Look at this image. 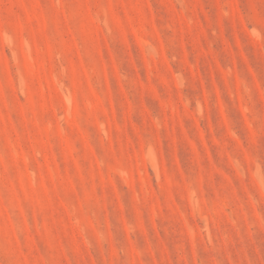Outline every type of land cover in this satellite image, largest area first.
Returning a JSON list of instances; mask_svg holds the SVG:
<instances>
[{
	"label": "rangeland",
	"instance_id": "1",
	"mask_svg": "<svg viewBox=\"0 0 264 264\" xmlns=\"http://www.w3.org/2000/svg\"><path fill=\"white\" fill-rule=\"evenodd\" d=\"M0 264H264V0H0Z\"/></svg>",
	"mask_w": 264,
	"mask_h": 264
}]
</instances>
